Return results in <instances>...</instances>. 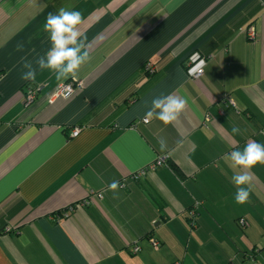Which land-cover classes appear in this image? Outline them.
Here are the masks:
<instances>
[{
	"label": "crops",
	"instance_id": "crops-1",
	"mask_svg": "<svg viewBox=\"0 0 264 264\" xmlns=\"http://www.w3.org/2000/svg\"><path fill=\"white\" fill-rule=\"evenodd\" d=\"M60 7L83 14L91 59L83 87L49 102L71 76L24 81L22 58L51 48L42 26ZM168 94L188 100L178 119L143 121ZM253 140L264 144V0H0V264H264V166L237 204L222 159Z\"/></svg>",
	"mask_w": 264,
	"mask_h": 264
},
{
	"label": "clouds",
	"instance_id": "clouds-1",
	"mask_svg": "<svg viewBox=\"0 0 264 264\" xmlns=\"http://www.w3.org/2000/svg\"><path fill=\"white\" fill-rule=\"evenodd\" d=\"M83 14L75 8L69 10L60 7L56 13H49L43 24V30L48 33L51 48L43 56H38L35 61L22 58L23 68L26 69L21 75L24 81H35L37 69L48 70L55 75L56 80L61 81L75 77L85 63L91 57L86 45V37L80 31ZM198 53H193L190 60L193 66L188 69L190 76L203 73L205 62L198 60ZM35 64V67H34ZM188 100L181 95H160L152 99L151 107L146 113V122L156 119L164 125L172 124L184 112ZM232 132L239 134L240 129L233 127ZM160 150L167 149L166 140L159 138ZM222 159L233 170L230 182L235 187L234 199L237 204L249 202L253 169L258 165L264 166V144L249 141L243 149H236L226 153ZM121 187L120 182L113 180L108 188L114 194Z\"/></svg>",
	"mask_w": 264,
	"mask_h": 264
},
{
	"label": "built area",
	"instance_id": "built-area-1",
	"mask_svg": "<svg viewBox=\"0 0 264 264\" xmlns=\"http://www.w3.org/2000/svg\"><path fill=\"white\" fill-rule=\"evenodd\" d=\"M245 34L248 38L250 39H254L255 37V29L253 26H249L245 29ZM145 69L148 71H152V66L150 64H146ZM204 72V69H203ZM203 74V73H202ZM202 74H199L197 76H192V78L194 79H198ZM83 87V82L81 80H78L76 78L71 77L70 79H68L67 81L61 82L59 83L56 88L54 89V91L52 92L50 98H49V102H52L53 100H55L56 98H68L69 96H71L76 90L81 89ZM36 91L37 89H28L27 93H26V100L25 103L26 105H29L35 98L36 95ZM228 103L232 106H235V103L233 102V100L229 99ZM143 121L146 122V119H144ZM80 131V128L78 127H74L71 132H70V136L71 137H75L78 135ZM165 160V157H160L157 162L160 164ZM140 173H145V170H141ZM195 216V212L191 211L190 217L193 218ZM157 241H153V246L157 247ZM139 250L138 246H133L132 251L133 252H137Z\"/></svg>",
	"mask_w": 264,
	"mask_h": 264
},
{
	"label": "rangeland",
	"instance_id": "rangeland-1",
	"mask_svg": "<svg viewBox=\"0 0 264 264\" xmlns=\"http://www.w3.org/2000/svg\"><path fill=\"white\" fill-rule=\"evenodd\" d=\"M92 1H96V0H92ZM189 214H191V212H189ZM190 216V215H189ZM191 218V217H190ZM194 218H195V216H194ZM191 219H193V218H191ZM195 220H191L190 221V224L191 225H194V222ZM236 224H238V226L241 228V230L243 229V227L245 226V225H247V222L243 219V218H239L238 219V221H236ZM154 247V246H153ZM155 248V247H154ZM155 249H157V248H155ZM253 260V259H252ZM174 261H176V260H174ZM178 261V260H177ZM254 261V260H253ZM255 262V261H254ZM173 263V262H172ZM174 264V263H173ZM256 264H259V262H256Z\"/></svg>",
	"mask_w": 264,
	"mask_h": 264
},
{
	"label": "trees",
	"instance_id": "trees-1",
	"mask_svg": "<svg viewBox=\"0 0 264 264\" xmlns=\"http://www.w3.org/2000/svg\"><path fill=\"white\" fill-rule=\"evenodd\" d=\"M249 26H251V25H249ZM145 66H146V65H145ZM145 72H146V74L151 75V74L153 73V70L150 72V71H148V70L145 69ZM70 78H71V77H70ZM70 78H69V79H70ZM67 80H68V79H67ZM67 80H66V81H67ZM75 127H78V126H75ZM73 128H74V127H73ZM73 128H72V129H73ZM78 128H80V127H78ZM171 166L175 168V166H174L173 164H172ZM175 169H176V168H175Z\"/></svg>",
	"mask_w": 264,
	"mask_h": 264
}]
</instances>
